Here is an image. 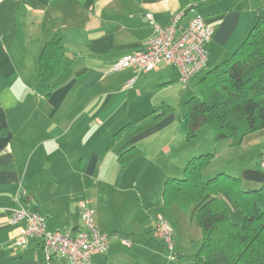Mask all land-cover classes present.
Segmentation results:
<instances>
[{"label":"crops","instance_id":"crops-1","mask_svg":"<svg viewBox=\"0 0 264 264\" xmlns=\"http://www.w3.org/2000/svg\"><path fill=\"white\" fill-rule=\"evenodd\" d=\"M190 5L212 30L204 46L207 60L202 74L227 59L257 19L264 22V0H0V264H46L41 238L14 246L23 221L11 223L13 212L37 210L45 218L47 232L73 235L83 230L78 214L82 199L93 211L95 228L110 237L107 251L92 255L90 264H166L161 255L165 247L153 237L151 217L141 221L129 214L133 225H119L121 216L129 213L124 185L141 184L134 203L147 217L156 209L166 218L174 241L188 223L186 213L192 220L197 206L183 211L161 203L164 181L183 178L192 155L178 162L175 173L173 169L143 173L151 185L138 181L135 174L143 170L139 161L149 152L150 139L173 130L175 135L184 126V115H176L169 103L190 94L196 74L182 85L172 66L159 65L148 72H110L109 68L121 56L143 47L151 36L146 14L163 26ZM55 37L61 40L63 56L52 81L57 85L50 88L38 77V58ZM163 106L171 110L155 118L153 110ZM217 145L223 146L217 151ZM132 147L138 155L120 170L119 155ZM211 148L205 143L192 154L216 151L219 157L227 152L238 156V161L225 164L229 172L222 166L206 176L235 177L242 190L264 184V172L258 167L264 129L245 135L237 147L219 141ZM232 148L239 152L232 154ZM163 151L179 153L174 146L165 145ZM155 183L157 198L150 192ZM112 184L114 199L107 190ZM223 203L231 220V207ZM120 238L129 239L131 247H123ZM200 243L201 234L198 248ZM193 257L186 264H192ZM49 264L65 262L53 258Z\"/></svg>","mask_w":264,"mask_h":264},{"label":"trees","instance_id":"trees-1","mask_svg":"<svg viewBox=\"0 0 264 264\" xmlns=\"http://www.w3.org/2000/svg\"><path fill=\"white\" fill-rule=\"evenodd\" d=\"M62 56L63 46L56 37L40 51L38 77L50 88L57 85L52 81ZM199 87L200 97L192 96L182 106L187 141L206 124L216 142L227 141L231 147H237L245 135L264 129V22L257 19L230 56L200 76ZM169 110L157 107L153 113L160 118ZM137 155L133 147L122 152L120 170ZM213 157L212 153L193 157L184 166L183 178L166 179L161 203L183 211L197 206L194 221L201 243L192 264H264V184L242 190L237 178L223 173L204 180L202 171ZM223 201L240 211L241 224L230 220Z\"/></svg>","mask_w":264,"mask_h":264},{"label":"built area","instance_id":"built-area-1","mask_svg":"<svg viewBox=\"0 0 264 264\" xmlns=\"http://www.w3.org/2000/svg\"><path fill=\"white\" fill-rule=\"evenodd\" d=\"M191 16L185 21V17ZM152 34L143 47L121 56L109 68L110 72L134 69L138 72L156 70L159 65L172 66L179 72V82L186 85L192 76L205 66L207 55L205 44L210 40L212 30L204 19L193 14V7L186 6L173 14L166 25H159L151 14L145 15ZM259 169L264 172V152ZM78 214L83 230L73 235L60 231L47 232L45 218L37 212L20 209L12 214L11 223L23 221L20 234L14 242L15 247H24L32 238H41L42 252L46 264L53 258L63 260L65 264H90V257L105 253L110 237L99 232L93 221V211L87 201L78 206ZM153 237L169 251L168 260H172L174 233L169 224L162 220L153 230ZM120 244L130 248L132 242L119 239Z\"/></svg>","mask_w":264,"mask_h":264},{"label":"rangeland","instance_id":"rangeland-1","mask_svg":"<svg viewBox=\"0 0 264 264\" xmlns=\"http://www.w3.org/2000/svg\"><path fill=\"white\" fill-rule=\"evenodd\" d=\"M201 74H202V72L196 74V77H194L191 80L190 85H192V86L189 89L191 91L190 94H188L189 93L188 92L182 98H178V99H177V97H175L169 103V105L173 107L172 111L175 110L176 115L183 116V114H182L183 102L186 99H188L189 97H191V95L196 96V97H200L201 91H200L199 83H198V81H195V80H197V78L200 77ZM179 86H181L180 88H182V89L184 88L181 84ZM183 128H184V126H179L178 131L175 135H174V130H173V133L171 132L172 134L168 133V132L163 133L162 135L149 140V147H148L149 152L145 155V157L143 158V161H141V159L139 161L140 164H141V162L143 164V166H142L143 170L142 171H140L139 169L136 170L135 177L139 178L138 181L143 182V180H144V182L146 184L151 185L153 182L151 181V179H147V178L143 177V173H146L149 170H155V169L158 171L162 169L161 171H159L160 173L172 171L171 169H173L172 173H175V170H176L175 167L177 166L178 162H180L183 158H185L186 155H192V157L190 158V159H192L193 157L207 154V153H202V154H198V155L192 154V153H194V151H197L199 148H201L202 145H204L205 143L210 144V145L212 144L211 149H213V147H215L216 141L214 140L213 131H212L210 125L206 124V125L201 126L196 131L195 137H193L189 141H187L185 139ZM165 145L166 146H174V148L178 147L179 153H177V154H173V153L164 154L163 146H165ZM222 146L223 145H217L216 150L218 151ZM231 150L232 151H230V152L232 154L234 152H239V151H237L238 149L232 148ZM210 153H212L214 155V157L212 158L211 162L202 171V175H203L202 177L204 180H207V179L213 177V175H211L210 177L206 176V175H209L208 171L210 169L212 170V169H215L217 167L219 169V167L221 168L222 166H224L222 169L229 172V171H231L230 170L231 168L227 165L229 163H232L233 161H238V156L231 155V154L228 155L227 152H225L222 156H219V157L216 155V151H215V154L213 152H210ZM169 161H173V163L169 164L167 166ZM225 164H227V165H225ZM233 175H235V174H233ZM161 177H162V174H161ZM171 177H173V176H171ZM181 177L182 176H178V177L175 176L173 178L181 179ZM112 189H114L113 184H112L111 188L107 189L110 196L113 195ZM140 190H141V184L140 185L138 184L134 187H132L130 183H126L124 185V191H126V193L124 195V199L129 201L127 204L128 207L127 208L125 207V209L129 210V213H128V215H126V217L122 218V216H121V219L119 220V225L121 224L123 227L126 224V222H128L130 224V226L133 225V222H135L134 217L139 218V220H141V221H143L145 219L148 220V218L151 217V219H149V222L151 221V223L154 225V228L156 227L157 223H159L162 220L166 221L169 224V222L167 221L166 218H164L160 213H157V211H155L156 209H153L152 211H154V212L150 213L149 217H147L145 211L143 209H141V207L137 203L136 204L134 203V197H135L134 194L139 192ZM150 192H151V195L155 194L156 198L158 197L157 196L156 183L150 188ZM110 198L114 199V196H112ZM84 201H85V199H82L81 202H84ZM173 207H175V206H173ZM157 208H158V210H161V209L168 210V209L162 208V207H157ZM175 208H178V207H175ZM193 208H195V206H190L187 210H192ZM231 209L229 208L230 214H231V220L235 221L234 223L241 224L243 221V217H242L240 211L234 210V209L231 210ZM232 211H235V214H232L231 213ZM129 214L130 215L134 214V217H131ZM181 214H182V216H184V213H181ZM194 214H195V212H194ZM186 216H187L188 223L181 230L180 234H179V232H177L178 233L177 239H175V241H177L178 239H180V240L177 242H175L173 240V250H172L173 259H172V261H169L167 258L168 257L167 255H169V251L166 248H164L162 253H161L162 258H163L162 260L166 264H186L187 261L193 257L194 253L198 249V244H196V242H199V235L201 234L200 228L198 227V225L196 223L192 222L194 215L192 217V220H190V218H189V213H186ZM94 218H95V216H93V221H94ZM184 219H185V216H184ZM180 254H181V257L178 258V256Z\"/></svg>","mask_w":264,"mask_h":264}]
</instances>
